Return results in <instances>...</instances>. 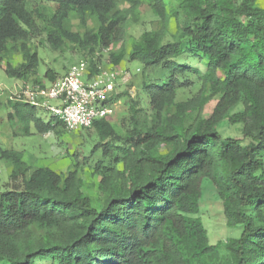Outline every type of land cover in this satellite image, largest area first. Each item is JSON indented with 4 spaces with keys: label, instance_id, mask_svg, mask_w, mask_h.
Returning <instances> with one entry per match:
<instances>
[{
    "label": "trees",
    "instance_id": "obj_1",
    "mask_svg": "<svg viewBox=\"0 0 264 264\" xmlns=\"http://www.w3.org/2000/svg\"><path fill=\"white\" fill-rule=\"evenodd\" d=\"M139 1L0 0V64L23 83L36 75L28 43L39 22L55 49L68 41L87 54L106 50L122 40ZM147 1L160 26L127 54L110 55L113 66L126 57L139 62L144 77L147 108L125 101L126 131L95 122L99 142L64 173L31 169L19 152L0 147L10 170L9 185L0 187V264H264V7L259 0ZM42 3L54 7L51 16ZM77 19L93 27L71 31ZM171 19L177 35L165 40ZM14 54L22 62L12 67ZM84 61L90 76L98 73L92 59ZM44 78L56 79L52 71ZM12 109L25 135L30 123L38 132L64 128L28 105ZM224 122L238 137L221 133ZM99 146L91 194L82 190V172ZM208 184L233 232L214 244L201 223Z\"/></svg>",
    "mask_w": 264,
    "mask_h": 264
},
{
    "label": "rangeland",
    "instance_id": "obj_2",
    "mask_svg": "<svg viewBox=\"0 0 264 264\" xmlns=\"http://www.w3.org/2000/svg\"><path fill=\"white\" fill-rule=\"evenodd\" d=\"M42 4L39 6L42 13L47 17L51 16L54 12V7L49 4ZM258 5L264 7V0H259ZM126 7L129 8L127 4L121 5V8ZM159 20L160 18L152 12L150 3L147 0H140L139 7L128 16L123 24L122 40L108 50L93 54H87L75 48L68 41L61 45L59 49L53 48V45L49 44L45 30L42 29V24L39 22L36 36L28 43L29 49L36 52L38 60L36 75L31 77L28 84L32 83V79L38 77L44 80V84L47 85L48 81L44 78L47 71H52L56 79L61 78L66 74L70 65L84 59L88 61L92 59V62L96 63L98 73L120 72V76L116 79L117 88L114 100L117 102V106L114 114L107 120L114 125L117 133L119 131L124 132L129 125L125 101L133 99L138 102L140 108H147V98L142 89L144 77L141 74L142 70L139 62H130L126 57L118 66H113L110 62V55L111 53L116 54L121 49L127 54L132 43L137 41L143 32L155 30L160 26ZM69 27H71V31H78L82 35L85 31L91 29L93 24L90 20L81 23L77 19L72 20ZM167 31L165 40H172L177 35L174 19L169 21ZM21 62L22 59L18 54H14L9 59L12 67ZM5 65L6 62L0 64V147L19 152L23 161L31 169L44 167L56 173L66 172L78 163L81 156H89L92 148L99 142L93 127L84 130L67 131L60 125H55V129L59 131V134H55L54 132H38L34 125L30 123L29 135L23 134V123L19 122L14 116L13 101L10 100L11 93L16 88H19L23 81L8 77L4 72ZM197 67L203 70L200 64ZM195 92L196 90H193L189 96L187 94L182 95L181 99L190 97ZM213 105L214 102H210L205 106L203 114L209 115ZM9 115H11V118ZM33 115L45 123L50 121L51 118L49 112L37 108H34ZM54 122L56 121L53 120ZM220 127L224 136L238 137L239 133L235 127H229L225 122ZM100 149L101 146L97 147L96 152L91 154V158L87 161L82 172L84 183L82 190L91 194L95 193L96 185L100 179L93 173L92 169L94 164L102 159ZM117 167L121 169L120 165ZM9 171L7 164L0 160V187L9 185ZM206 182L208 181L203 182V187ZM202 200L201 223L209 232L210 243L214 244L217 241H224L228 237L233 236V232L225 225L220 201L211 184H208L205 188Z\"/></svg>",
    "mask_w": 264,
    "mask_h": 264
},
{
    "label": "built area",
    "instance_id": "obj_3",
    "mask_svg": "<svg viewBox=\"0 0 264 264\" xmlns=\"http://www.w3.org/2000/svg\"><path fill=\"white\" fill-rule=\"evenodd\" d=\"M87 69L86 61L80 60L47 85L23 83L11 93L10 100L49 112L67 131L91 128L114 114L116 79L121 73L90 76Z\"/></svg>",
    "mask_w": 264,
    "mask_h": 264
}]
</instances>
